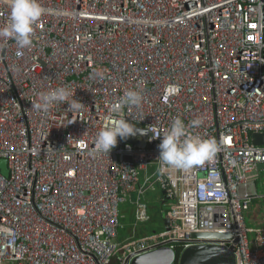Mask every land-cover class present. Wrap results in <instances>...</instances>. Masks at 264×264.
Wrapping results in <instances>:
<instances>
[{"label": "built area", "instance_id": "obj_1", "mask_svg": "<svg viewBox=\"0 0 264 264\" xmlns=\"http://www.w3.org/2000/svg\"><path fill=\"white\" fill-rule=\"evenodd\" d=\"M41 3L30 47L0 38V264H125L201 243L233 247L236 264H264V228L246 219L253 197L238 191L264 168V144L253 143L264 133V0ZM9 11L0 0V26ZM59 86L78 110L32 108ZM127 89L141 93L140 106L122 104ZM177 116L202 118L195 131L218 151L161 174L162 137H153ZM118 117L148 130L136 135L145 145L118 138L98 151L97 132ZM157 191L169 224L122 240V206L146 223Z\"/></svg>", "mask_w": 264, "mask_h": 264}, {"label": "clouds", "instance_id": "obj_2", "mask_svg": "<svg viewBox=\"0 0 264 264\" xmlns=\"http://www.w3.org/2000/svg\"><path fill=\"white\" fill-rule=\"evenodd\" d=\"M9 16L7 22L0 26V38L12 39L20 49L30 47L32 33L36 22L44 15L45 8L41 0H7ZM72 93L66 86L39 93V99L32 102L37 112H47L57 102H65L71 111L78 110L81 102L70 99ZM143 97L137 90L127 89L121 102L127 106H140ZM204 123L202 118H194L188 123L180 116L174 117L169 127L153 138H160L158 172L163 174L170 170H187L204 161L212 159L218 151V143L213 137H205L195 130ZM137 127L123 117H118L106 127L101 128L95 137L98 151L109 153L118 143V138L126 140L135 136Z\"/></svg>", "mask_w": 264, "mask_h": 264}, {"label": "water", "instance_id": "obj_3", "mask_svg": "<svg viewBox=\"0 0 264 264\" xmlns=\"http://www.w3.org/2000/svg\"><path fill=\"white\" fill-rule=\"evenodd\" d=\"M147 137L149 132L145 128L137 127L136 135ZM136 135L126 139V142L132 143L135 146H144V141L136 140ZM253 143L257 145L264 144V133L254 134ZM2 168L5 174H8L6 170V161H2ZM240 196L242 197H260L259 185L257 181L251 180L247 183L241 184L238 187ZM170 219L164 218V224H169ZM196 236L203 238H214L221 236H230V234L221 233H197ZM177 257L176 251L167 246H161L150 252L137 255L131 259L129 256L125 264H174ZM131 259V260H130ZM179 264H236V256L233 251V247L227 248L217 244L201 243L191 245L185 248L179 255Z\"/></svg>", "mask_w": 264, "mask_h": 264}, {"label": "crops", "instance_id": "obj_4", "mask_svg": "<svg viewBox=\"0 0 264 264\" xmlns=\"http://www.w3.org/2000/svg\"><path fill=\"white\" fill-rule=\"evenodd\" d=\"M257 178L255 181H257L258 185L261 187V193H260V197L257 198H253L252 203L250 208L246 211V219L247 221L250 220L252 223H254L256 226L254 227H250L252 229H257V228H264V168H260L257 171ZM153 195V197L150 199L151 201V205L155 204L158 207H160L161 204V200L163 197V192L162 191H157V192H152L150 193ZM123 214H124V219L128 217H130L131 219L133 218V211H132V207L131 206H123ZM130 220V219H128ZM128 224V223H127ZM126 224V225H127ZM248 224V222H247ZM165 226V224H164ZM123 235L128 236V232L126 230H124L122 232V237ZM256 236L255 232L250 233V238L251 240H254ZM126 238V237H125ZM124 240V239H122Z\"/></svg>", "mask_w": 264, "mask_h": 264}, {"label": "rangeland", "instance_id": "obj_5", "mask_svg": "<svg viewBox=\"0 0 264 264\" xmlns=\"http://www.w3.org/2000/svg\"><path fill=\"white\" fill-rule=\"evenodd\" d=\"M261 191H262L261 187L259 186V192L261 193ZM152 197H153V195L149 194V198L151 199ZM122 209H123V206H122ZM169 209L170 208L167 206V203L165 205L164 204L161 205L160 207H158L155 204H152L151 208H150L151 220L146 222V223H142V224L138 223L137 225H135L134 214H133V218L132 219L127 216L130 220H128V222L127 221L122 222L123 226H124V229L122 230V232L124 230H126L129 235L128 236L123 235V237H122V235H120V238L121 239H125V237L127 238V237L131 236L134 233V231L136 233V236H141L142 235L141 233H144L145 231H150L152 229H154L152 232L161 231L162 229H164V221L163 220H164V218H166L168 216ZM247 222H248V226L249 227L256 226L250 220H248ZM146 233H144V234H146Z\"/></svg>", "mask_w": 264, "mask_h": 264}, {"label": "trees", "instance_id": "obj_6", "mask_svg": "<svg viewBox=\"0 0 264 264\" xmlns=\"http://www.w3.org/2000/svg\"><path fill=\"white\" fill-rule=\"evenodd\" d=\"M128 219H129L128 217L125 218V219H124V217H123V218H122V222H124V221H127V222H128ZM162 220H163V219H162ZM163 221H164V220H163ZM124 225H125V224H124ZM153 230H154V229H152V230H150V231H145V232L143 231V232H144V233L147 232V234H149V233H151ZM121 232H122V229L120 230V235H122ZM144 233H141V234L144 235ZM141 234H140V235H141ZM176 253H177V257H176V260H175L174 264H179V263H178V259H179V255H180V253H181V250H180V249H177V250H176Z\"/></svg>", "mask_w": 264, "mask_h": 264}]
</instances>
